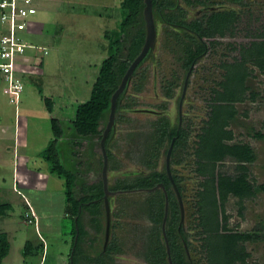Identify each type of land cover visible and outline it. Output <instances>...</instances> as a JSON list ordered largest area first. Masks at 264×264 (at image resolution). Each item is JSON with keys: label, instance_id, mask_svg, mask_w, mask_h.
Returning a JSON list of instances; mask_svg holds the SVG:
<instances>
[{"label": "rangeland", "instance_id": "rangeland-1", "mask_svg": "<svg viewBox=\"0 0 264 264\" xmlns=\"http://www.w3.org/2000/svg\"><path fill=\"white\" fill-rule=\"evenodd\" d=\"M120 2L121 0H40V2H35L37 12L30 18L28 33H32L29 38H32L37 46L35 49H32L31 46L29 49L27 48L23 53L28 51L27 55L18 59L17 67L22 73L24 84V91L18 105V114L21 119L26 114L32 115L28 124V128L31 129L28 133L29 148L32 141L36 150L43 149L51 135L50 117L40 97V89L42 94L51 96L54 100V109L51 115L62 118L64 122L65 135L62 142L58 144L62 163L66 168L76 170L80 180H84L83 182L88 180V172L93 167H96V171L98 170L100 174V159L102 157L100 140L90 139L86 145L83 142L84 145L81 148L73 145V142H78L80 139L75 133H72V129H67L65 121L73 116L79 103L88 99L101 61L116 53L115 48L111 47V37L114 32L119 33L122 19ZM178 4L183 8L187 19L192 16L196 18L204 12L200 6H186L183 0H178ZM215 6L239 12L241 14L239 23L233 34L227 33L217 37L218 43L213 49L194 59L192 64L194 70L188 77L185 89H183V80L187 70H184L181 62L176 58V52L172 50L173 37L166 36V31L172 29L164 26L161 22L157 25L153 53L151 52V57L137 68L135 76L128 83L126 97L122 99L115 114L113 137L107 143L111 154L108 165L113 167V169H108L107 173L110 174L109 182L113 185L117 180L130 181L142 172L145 174L150 170H163L165 168L164 151L159 154L152 168L147 167L144 163L147 147L151 141V123L155 122L157 117L165 116L173 125H176L179 99L182 97L181 126L186 129L187 138L183 147H176L173 156L171 153L170 160L174 158L179 162L170 163V171L172 177H180L175 184L180 187L181 206L184 210L183 228L186 233L183 238L194 264L206 263L204 252L201 249L202 239L206 235L198 224L199 215L197 212V200L199 199L197 191L201 189L199 183L202 180V177L196 172L194 164L197 134L201 131L204 121L208 119L214 89H220L219 84L223 81L224 71L220 64L231 61L232 57L237 54L230 45L248 42L247 32L264 25V0H245L243 5L224 1L217 2ZM2 27L0 24V31H2ZM44 49L47 50V54H43ZM35 51H38L39 55L35 54ZM39 58L43 60L42 65L38 64ZM168 81L171 82V86L167 85ZM136 84H141L140 90L135 88ZM246 85L248 87L243 93L242 101L235 103L236 112L233 119L229 121L227 129L232 133L228 140L229 143L246 145L252 149L253 160L245 161L244 165L246 179L253 186L254 193L245 197L228 194L224 200H218L216 209L217 212L223 213L222 217L226 220L228 229L242 234L253 228H258L263 235L256 242L240 240L239 248L244 249L247 254L243 261H236L234 264H264V191L258 189V186L264 185V71L253 68L251 76L246 79ZM3 86L4 82L0 80V123H8V135L13 136L15 105L9 102L8 96L3 92ZM168 91L171 94L168 95ZM35 129H38L36 134L32 132ZM2 138L3 136L0 135V145L10 142L12 148L24 150V145H21L22 135L19 134V138L17 136L15 142ZM34 138H39L40 142ZM164 148L166 149V146ZM75 151H78L79 157L74 155ZM40 152L37 154L30 152L29 155L36 158L34 164L37 163L40 171L45 173V177L48 175L53 186H56L57 182L54 179L58 181H62V179L49 171L48 161L41 157ZM238 162L240 161L234 157H225V159L216 162V170L229 176H236L240 172L244 173V170L237 167ZM85 165L86 167H84ZM26 167L34 169L30 160L26 163ZM8 168L9 166L0 165V177L5 178L4 187H1L2 190H0V203L9 202L11 204L4 220L2 221L3 218H0V232L6 234L9 244H11L2 264H38L41 252H46L47 249L44 248L42 251L39 248L37 254L24 255V244L31 239L39 241L34 226L41 234H43V226L39 223L33 210L30 212H33L34 221H26L24 215L29 214L30 207L28 205L25 210L23 198L13 190L12 186V181L18 183L20 177L12 172L8 175ZM19 172H22L21 160H19ZM96 175L98 176V174ZM91 179H96L93 174ZM18 185L20 186V183ZM78 187L77 185L75 188L77 195L79 194ZM166 187L169 192H172L169 193V199L166 188L164 187L165 191L160 189L163 192L164 207L167 201L168 208L171 204L168 201L174 200L178 203V197L170 179ZM46 188L48 189L37 195L38 211L50 213L48 216H40L41 222L48 225L50 219L54 230L69 229L70 222L61 216L63 213L57 215V212L62 210L60 207L61 195L58 196L60 191L53 190L52 185H47ZM50 197L52 198L51 206L45 201ZM149 197L150 195H147L146 192L119 194L112 197V207L110 205L111 230H113V226L115 227L114 234L112 233V243L115 245V249L120 250L117 254H111L109 260L112 263H151L147 254L150 251L149 245L151 244L152 251L157 243L152 235L154 226L147 216L146 207L140 208L143 207L144 200ZM16 199L21 203L15 204L14 200ZM100 206L104 215L103 200ZM100 206L97 207L99 210ZM177 213L178 221H180L179 206ZM93 217L95 214L91 215L88 211H84L81 215L87 233L93 231L92 235L86 234L82 238L83 241L80 245L85 248L82 257L83 255H93L92 250H86V247L90 244L89 241L94 244V240L97 238L96 234H99L97 232L100 231L96 228L94 224L96 221ZM160 233L162 234L161 230ZM175 234L177 235V231ZM13 236H16V239ZM42 236L45 238L44 235ZM158 238L162 240L161 236ZM50 239L53 250L63 247L60 235L55 234ZM52 249H49V257L53 263L68 264L66 259L63 260L59 255L55 258L53 256L55 252ZM103 249L102 244L101 250ZM70 260L72 261V258L69 259L71 264ZM46 263L49 264V259Z\"/></svg>", "mask_w": 264, "mask_h": 264}, {"label": "trees", "instance_id": "trees-1", "mask_svg": "<svg viewBox=\"0 0 264 264\" xmlns=\"http://www.w3.org/2000/svg\"><path fill=\"white\" fill-rule=\"evenodd\" d=\"M38 1L40 2V0H34V2ZM224 1L243 5L245 0H183L188 7L200 6L204 10L198 17L193 18L192 16L190 19L186 18V14H184L181 5L178 4V0H152L155 28L157 29V25L161 22L164 26L166 25L172 29L171 31H166V36L170 35L173 37L172 50L176 52V58L181 62L184 70L190 68L195 58L207 54L213 49L218 43L217 37L235 32L241 14L236 10H224L215 6L217 2ZM143 7V0H121L120 2V16L122 19L119 25V33L114 32L111 37V47L115 48L116 53L101 61L98 75L92 84L88 99L76 106L74 114L69 121V129H72V133H75L77 138L80 139L78 142H73V145L77 147L80 146L81 148L84 144L86 145L90 139H101L102 129L108 119L111 95L118 87L130 62L137 56L144 43ZM247 39L248 42L243 44H231L230 46L237 54L232 57L231 61H225L220 64L224 71L223 81L219 84L220 89H214L208 119L204 121L201 131L197 134V146L194 150L195 170L202 177L199 183L201 189L197 191V195H199L197 212L199 215L198 224L206 235L201 246L206 259L205 264H234L236 261H243L247 253L244 252V249L239 248V241L256 242L263 236L258 228H253L242 234L228 229L226 220L222 217L223 213L217 212L216 209L218 200H224L228 194L245 197L254 193L253 186L246 179V168L244 165L245 161L250 162L253 160L252 149L246 145L229 143L228 140L232 133L231 130L227 129L230 124L229 121L233 119L236 112L235 103L242 101L243 93L248 87L246 79L251 76L253 68L264 71V25L257 29H252L249 33L247 32ZM28 41L32 49H35L37 44L32 41V38H28ZM42 52L47 54L44 53V50ZM27 53L28 51L24 55H27ZM152 53L134 69L130 80L135 76L137 68L143 65L147 61L146 59L151 57ZM35 54L39 55V52L35 51ZM38 64L42 65L43 60L39 58ZM193 70L194 68H192ZM167 85L171 86V82L168 81ZM135 88L140 90L141 84H136ZM39 93L43 100L44 108L50 117V130L52 133L47 145L41 151V155L48 161L49 171L63 180L65 208L70 215L69 229L66 228L63 231L71 236L69 252V258H72V261L70 260L71 264H114L109 259H111V254L118 251L115 249V245L111 244L110 241L105 250H101L104 227L103 209L100 206L103 195L101 179L103 158L101 157L100 159V174L98 170L96 171V167L91 168L88 172V178H91L92 174L96 178L92 179V181L90 179V182H88L89 179L83 182L84 180H80L79 173L76 170H70L63 165L58 151V142L63 136L62 122L56 116L51 115L54 103L53 98L42 94L40 89ZM126 94L127 88L124 93L117 97L115 114ZM167 94L169 95L171 92L168 91ZM151 127L150 145L147 147L145 157L143 155L145 158L144 163L149 168L155 165V160L158 159L160 153L164 151L166 154L172 137L176 136L171 152L172 156L176 150L175 148L178 146L183 147L187 138L186 129L182 126L177 127V123L173 125L169 118L165 116L157 117L155 122L151 123ZM258 136H261V134H258ZM108 139H105V150L107 158L110 160L111 154L107 147ZM83 142L85 143L83 144ZM165 146L166 149L164 148ZM74 155L79 157L78 151H75ZM225 157H234L240 161L237 167L244 170V173L240 172L236 176H229L217 171L216 162L225 159ZM174 162H179V160L174 158L170 160V163L174 164ZM108 169H113L112 165L110 167L108 165L107 171ZM142 173L137 174L130 181L117 180L114 185L109 182L110 174L107 173L108 189L152 188L157 183H161L166 188L168 199L170 198L169 193L172 192H169L166 187V184L169 183V178L165 168L160 171L150 170L145 174ZM179 179L180 177L173 176L174 183L177 184ZM77 185L79 186L78 195L75 191ZM176 187L178 192H180V187L178 185ZM258 189L264 191V185L258 186ZM146 193L150 197L144 200L143 207L140 208L146 207L147 216L154 226L153 234L152 230L150 233L157 242L152 251L151 244L149 245L151 252L149 251L147 257L152 264H167L159 225L164 214L163 192L160 188H157ZM168 202L171 204L168 206L166 221L167 223L169 222V226L166 227V233L171 247L172 263L186 264L182 243L178 238L179 236L177 237L178 234H175V223L178 221V203L174 200ZM98 205L100 210L97 208ZM219 208L221 209V207ZM8 209V204H0V216L5 215ZM84 211H88L91 215L95 214L93 218H95L96 222L94 224L100 231L97 234L99 237L97 236L95 239L97 240L96 244H91L92 241H89L90 244L86 247V250H92L93 255H83L82 257L85 248L80 243L83 241L82 238L86 234L88 235L81 218ZM24 217L26 221H34V218L28 217L27 214ZM224 217L226 218V216ZM76 235L75 241L74 237ZM158 236H161L162 240H159ZM31 243H25L24 255L30 252ZM41 245L42 243H40V247ZM9 248L10 244L6 234L0 232V264L7 256ZM68 264H70L69 261Z\"/></svg>", "mask_w": 264, "mask_h": 264}, {"label": "crops", "instance_id": "crops-1", "mask_svg": "<svg viewBox=\"0 0 264 264\" xmlns=\"http://www.w3.org/2000/svg\"><path fill=\"white\" fill-rule=\"evenodd\" d=\"M2 89H3V87H2ZM20 101H21V99H20ZM53 105H54V103H53ZM53 109H54V107H52V111H53ZM14 117H15V120H14V124H13V136H11V134L8 135V131H9L8 130L9 129L8 123H0V135L3 136V138H2L3 140H9V141L14 140V142H15L17 136L19 138V134L22 135L21 145H24V150L20 151L19 149H16V148L14 149V147L12 148L10 145V142H8L4 145L3 144L0 145V165H3L4 167L9 166L8 175L10 174V172H12V174H16V176L20 177V179H18V183H20V186L18 185L17 182L12 181L13 190L15 192H17V194L21 195V197L23 198L24 203H25V210L28 208L27 206L29 205L32 208V210L35 212V214L37 215L39 223L42 224V226H43V228H42L43 234H41V232H38L36 230V226H34V229L36 231V234H37L39 241H35V240L33 241L32 239L26 241V242H32L31 244L33 247V248L31 247L32 249L30 248V252H28L27 254H30V253H36L37 254L39 251V248L42 249V251L45 248L47 250H46V252L45 251L41 252L40 260H39L38 264H47L46 262L48 261V259H49V264H55V263H53L52 259H50V257H49L50 256L49 255V249H52V246H53L50 238L53 237L55 234H57V236L60 235L61 242L63 243V247L59 250H53L52 249L55 252V253H53V256H55V258H56L57 255H59V257H61L63 260L66 259V262L68 263V261L70 259L69 258V252H70V246H71V236L68 234H65L63 229L59 228L58 231L54 230V227L52 225L53 223L50 219H49V221H50L49 224L44 225L43 222H41L40 216H42V215L48 216L50 213H48V212H45V213L41 212L40 213L38 211L39 210L38 205L36 204L37 195L42 193L44 190H47L48 189V188H46L47 185H52L53 190L60 191V194L58 196L61 195L60 207L62 210L58 211L57 215H60L61 213H63L61 216L63 218L68 219V221H69L70 215H69V213H67L66 208H65L63 180L58 181V180L54 179V181L57 183H56V186H53V182H51V179L48 177V175H46V177H45V173H42L40 171L38 164L37 163L34 164V160L36 158L29 155L30 152H36L34 154H37L44 149L43 148V149L36 150L34 143L32 141H31L32 144H30L31 147L29 148L28 133H30L31 129L28 128V124L32 118V115L26 114L21 119L19 114H18V105H16L15 110H14ZM57 118L59 120H61V122H62V128H63L62 139H63L64 135H65V128L63 126L64 122L62 121L63 120L62 118H60V117H57ZM71 118L72 117H69L68 119H66L67 121H65V123L67 124L66 126H67L68 130H69V121L71 120ZM32 132L34 134H36V133H38V129H35ZM51 136H52V133H51L49 139L51 138ZM34 139L36 141L40 142L39 138L38 139L34 138ZM62 139L58 142V144L60 142H62ZM36 145H38V144H36ZM36 147L38 148V146H36ZM41 157H43V156H41ZM15 160H16V170H15ZM19 160H21V162H22V172L21 173L19 172ZM29 160H30L31 165L34 166V169L32 167H26V163ZM60 183H61V185H60ZM4 184H5V178L0 177V190H2L1 187H4ZM58 196H56V198H58ZM54 197H55V195L53 196V198ZM50 200H52L51 197L49 198V200L45 199V201H47L49 204L52 203ZM4 203L8 204L11 208V204L9 202H3L0 204H4ZM14 203L18 205L21 202L16 199V200H14ZM39 204H41V203L39 202ZM51 205L52 204H50L49 206H51ZM6 215H7V212L5 213V215L0 216V218H3L2 221L4 220ZM5 220L8 221L9 219H5ZM42 235H44L45 238ZM8 236H9V233H8ZM17 236L19 237V235H17ZM13 237L15 238L16 236H13ZM68 238H69V240H68ZM41 240H43V241H41ZM40 243H42L41 247H40ZM66 247H67V249L64 250V248H66ZM10 248H11V244H10Z\"/></svg>", "mask_w": 264, "mask_h": 264}, {"label": "built area", "instance_id": "built-area-1", "mask_svg": "<svg viewBox=\"0 0 264 264\" xmlns=\"http://www.w3.org/2000/svg\"><path fill=\"white\" fill-rule=\"evenodd\" d=\"M36 11L34 0H0V24L3 26L0 31V80L4 82L3 92L15 106L23 91L18 59L31 46L28 38L32 33H28V25ZM32 213L27 216L34 218Z\"/></svg>", "mask_w": 264, "mask_h": 264}, {"label": "water", "instance_id": "water-1", "mask_svg": "<svg viewBox=\"0 0 264 264\" xmlns=\"http://www.w3.org/2000/svg\"><path fill=\"white\" fill-rule=\"evenodd\" d=\"M144 7H143V19H144V24H145V39L143 46L137 56L130 62L129 66L127 67L124 75L122 76L120 83L118 87L115 89V91L112 93L111 98H110V108H109V114H108V119L105 125V128L102 132V136L100 139V148L102 152V167H101V179H102V187H103V195H102V200L104 202V219H105V229H104V242L103 246H105L109 237V231H110V223H111V216H110V203L108 196H110L112 193L111 190L108 189V179H107V168H108V158L105 150V139L108 135L109 130L112 128L114 129V122H115V109H116V101L117 97L121 94L124 93L128 83L130 81V78L133 74L134 69L146 58L151 54L153 47L155 45V39H156V30H155V24H154V19H153V14H152V0H143ZM193 65H191L192 67ZM186 73L185 79H184V84H183V89H185L187 85V79L191 73V69ZM182 98V97H181ZM180 98V105L182 102V99ZM173 147V140L170 142L168 149L166 151L165 155V170L166 174L169 177L170 181L173 183L174 189L177 193L178 201H179V206H180V211H181V218H183V209H182V203H181V198L180 194L178 192V189L173 181V177L171 176V171H170V154L172 151ZM156 188H162L165 191L164 186L160 183L156 185L155 187L152 188H140V189H135L134 191H152ZM166 196V194H165ZM167 201L165 202V207H164V214H163V220H162V229L164 227L166 217H167ZM163 237L165 238V243H166V254H167V261L169 264H173L171 260V254H170V249L168 247V242L166 238V234L163 231ZM76 238V237H75Z\"/></svg>", "mask_w": 264, "mask_h": 264}, {"label": "flooded vegetation", "instance_id": "flooded-vegetation-1", "mask_svg": "<svg viewBox=\"0 0 264 264\" xmlns=\"http://www.w3.org/2000/svg\"><path fill=\"white\" fill-rule=\"evenodd\" d=\"M148 59V58H147ZM146 59V60H147ZM191 67V66H190ZM192 68V67H191ZM188 70H189V68H188ZM187 70V71H188ZM186 71V72H187ZM191 71H192V69H191ZM186 76V75H185ZM184 79H185V77H184ZM188 80V79H187ZM183 84H184V80H183ZM179 101H180V99H179ZM179 110L177 111V127H179V126H181V120H182V113H181V105H179V108H178ZM106 125V124H105ZM105 125H104V127H103V129L102 130H104V128H105ZM114 131H115V124H114V129H110L109 130V132H108V135H107V137L106 138H109L108 139V141H110L111 140V138L113 137V134H114ZM103 132V131H102ZM102 135V134H101ZM176 138V136H174V137H172L171 139H170V142L173 140V143H174V139ZM106 141V140H105ZM108 143V142H107ZM170 144V143H169ZM172 149H173V147H172ZM172 152V151H171ZM166 155V154H165ZM170 156H171V154H170ZM89 180L91 179V178H88ZM91 181H92V179H91ZM158 184H160V183H157L156 185H158ZM155 185V186H156ZM154 186V187H155ZM136 189H140V188H136ZM146 189V188H145ZM157 189V188H156ZM135 189L133 188V189H119V188H117V189H115V190H111L112 192H115V193H112L110 196H108V199H109V203H110V205H112L111 203H112V201H113V199H112V197L113 196H115V195H119V194H132V193H134V192H146V191H134ZM112 196V197H111ZM181 203H182V201H181ZM180 204H179V201H178V206H179ZM179 209H180V206H179ZM183 212H184V210H183ZM183 218H184V214H183ZM183 218H181V211H180V221H176V231H177V234H178V238H179V240L181 241V243H182V248H183V253H184V257H185V261H186V264H194L193 263V260H192V257H191V254H190V252H189V250H188V247H187V243L184 241V238H183V236H185V234L184 233H186L185 232V230H184V228H183V221H184V219ZM166 220H167V217H166ZM104 227H103V233H102V244H103V242H104V229H105V219H104ZM169 226V222L167 223V221H165V224H164V227H163V229H162V222H161V224H160V230L162 231V235H163V231H164V233L166 234V238H167V242H168V247H169V249H170V254L172 255V253H171V247H170V244H169V240H168V237H167V233H166V227H168ZM86 227V226H85ZM111 228H112V225H111V223H110V231H109V237H108V240H107V244L105 245V246H103L104 247V249L103 250H105V248H106V246L108 245V243L111 241V244H112V241H113V236H112V233L114 234V228L115 227H113V230H111ZM102 231V230H101ZM99 233V232H98ZM89 235H92L93 234V231L92 232H89L88 233ZM97 235V234H96ZM98 237H99V235H97ZM94 237V236H93ZM181 237V238H180ZM162 238H163V243H164V251H165V255H166V261H167V254H166V243H165V238L162 236ZM182 239V240H181ZM75 241H76V238H75ZM95 241V240H94ZM97 241V240H96ZM202 242H204L203 241V239H202ZM94 244H96V242H94ZM118 251L117 252H115L116 254L120 251L119 249H117ZM171 260H172V257H171ZM150 264H152V263H150ZM167 264H169L168 263V261H167Z\"/></svg>", "mask_w": 264, "mask_h": 264}, {"label": "clouds", "instance_id": "clouds-1", "mask_svg": "<svg viewBox=\"0 0 264 264\" xmlns=\"http://www.w3.org/2000/svg\"><path fill=\"white\" fill-rule=\"evenodd\" d=\"M45 52L47 53V50L44 49V53H45ZM18 69H19V67H18ZM19 74H22L20 70H19ZM21 76H22V75H21ZM23 89H24V84H23ZM22 93H23V91H22ZM22 93H21V94H22ZM20 99H21V97H20ZM19 103H20V100H19ZM19 103H18L17 105H19ZM29 207H30V206H29ZM30 210H32L31 207H30V209H29V212H30ZM75 237L77 238V235H76ZM75 237H74V239H75Z\"/></svg>", "mask_w": 264, "mask_h": 264}]
</instances>
